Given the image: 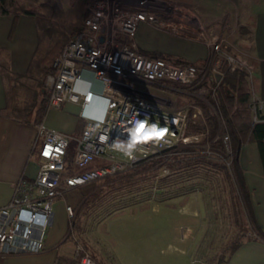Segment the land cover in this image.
<instances>
[{
  "label": "built area",
  "instance_id": "obj_1",
  "mask_svg": "<svg viewBox=\"0 0 264 264\" xmlns=\"http://www.w3.org/2000/svg\"><path fill=\"white\" fill-rule=\"evenodd\" d=\"M101 16L102 10H91L81 29L68 38L54 58V70L45 78L48 105L58 107L65 100L80 103L84 127L80 135L73 136L47 127L43 122L37 123L40 144L36 174L31 178L20 176L12 185L9 201L0 205V254L37 253L42 249L53 216V203L63 188L85 184L177 143L198 139L203 134L187 133L189 109L193 108L190 115L193 120L201 114L199 105L169 107L136 90L139 91V82L169 81L190 87L201 81L206 66L139 51L132 34L138 20L154 21L152 13L138 11L124 18L121 33L127 41H120L116 47L104 42L100 32ZM195 33L201 36L202 32L197 30ZM220 41L225 42V46L230 45L226 37ZM219 43H210L211 51L219 54L212 66L214 75L220 72L222 56L231 68L241 65L250 68L241 64L240 56H232L219 48ZM249 73L251 77L252 72ZM87 74L98 81V88H93L92 83L85 86L86 82H91ZM98 98L104 99L103 107L100 113H91L89 107ZM71 138L76 140V145L68 168L65 154ZM226 138L224 135L223 139ZM95 158L101 160L99 165L71 171ZM66 211L72 220L74 208L67 204ZM75 253L82 264H98L79 242Z\"/></svg>",
  "mask_w": 264,
  "mask_h": 264
},
{
  "label": "trees",
  "instance_id": "obj_2",
  "mask_svg": "<svg viewBox=\"0 0 264 264\" xmlns=\"http://www.w3.org/2000/svg\"><path fill=\"white\" fill-rule=\"evenodd\" d=\"M88 4L89 0H73L70 4H65L62 0H0V14L13 15L9 35L20 14L33 16L37 34L36 46L23 72L11 68L10 49L0 45V75L5 95V105L0 108V112L27 122H38L41 119L48 108L46 75L54 70L53 60L68 38L81 29L84 18L89 14ZM252 26L253 19L249 24H244L240 31L248 34ZM116 40L127 41L122 33L116 35ZM224 50L230 51L231 46L226 45ZM150 54L206 66V71L198 83L189 87L177 82L179 86L189 89H197L202 84L208 88L206 101L198 103L201 114L192 120L190 115L193 108L189 109L187 127V132L203 134L196 142L177 143L89 181L92 186L86 197L75 206L76 219L71 223V232L77 235L78 230L79 233L83 228L82 216L88 217L98 207L97 201L118 197L119 200L126 199L129 203L136 202L137 194L142 191H159L176 185L178 193H183L181 200L184 202L188 199L186 181L203 177L215 185V188L219 187L221 195L224 193L220 199L227 204V216L234 226L233 233L236 232L217 254L219 264L227 259L229 250L245 239L255 238L264 242V226L256 219L249 184L240 159L244 144L254 143L264 176V112L258 111L253 102V76L250 77L249 71L244 67L231 68L228 60L222 56L218 67L220 77L217 79L211 72L219 56L216 51L211 57L198 61L160 51ZM82 119L81 130L73 136L80 135L85 124V118ZM224 135H227L226 140L223 139ZM75 145L76 140L71 138L65 154L68 168ZM100 162L99 158H95L89 162L92 166L85 165L82 169L95 167ZM71 171L77 170L73 168ZM180 184H183L181 188ZM84 202L86 204L82 207ZM143 203H149V198H145ZM88 251L98 262L93 251ZM74 259L76 264H82L76 253Z\"/></svg>",
  "mask_w": 264,
  "mask_h": 264
},
{
  "label": "rangeland",
  "instance_id": "obj_3",
  "mask_svg": "<svg viewBox=\"0 0 264 264\" xmlns=\"http://www.w3.org/2000/svg\"><path fill=\"white\" fill-rule=\"evenodd\" d=\"M62 2L70 4L73 0H62ZM263 8L264 0H89L88 4L89 13L92 9L102 10L100 32L106 45L111 47L119 45L120 40H116V35L123 32L121 21L124 18L133 16L138 11L147 12L154 15V21L159 20L160 26L168 27L171 32L176 30L182 35L194 36L197 34L195 31H201V38L208 46L216 41L220 42L219 48L224 49L226 48L225 42L221 43L220 40L226 37L231 46V50L226 51L232 56L239 55L243 62L241 64L250 68L242 65L241 67L247 68L250 72H253L252 62L241 56L242 37L247 34L240 29L244 24L251 22L254 12ZM109 13L114 15L112 25L115 34L111 40H108L102 32L103 24ZM196 15L202 20V26H199L201 23ZM161 16L165 18L162 19ZM141 20H138L135 32L132 34L134 42ZM207 25L212 27L207 28ZM128 39L131 40L129 36ZM212 54L210 53V57ZM145 83L160 86L158 83L139 82L137 93L144 94L161 104L165 102L171 107L198 105L200 101H206L205 94L208 88L203 84L197 89L161 87L165 90L161 93L155 91L153 93L145 91L155 90L152 86L151 88L148 85L146 87ZM160 83L179 86L177 82L161 81ZM253 93L255 107L258 111L264 110V101L256 97L254 89ZM71 119L72 115L67 105L51 106L46 113L44 124L64 132V129L69 128L67 125ZM54 121L61 128L53 126ZM198 139L188 141L187 144L196 142ZM33 144L36 157L40 139L37 137ZM32 157L34 158V155ZM240 159L246 173H253L250 176L254 177L255 182V171L259 168L260 161L254 145L250 142L244 144ZM87 165L92 166L91 163ZM75 169L81 171L85 168L75 166ZM191 181L188 179L185 183L188 199L184 202L181 200L183 193H178L176 185L159 191L153 189L142 191L137 194L136 202L129 203L128 200H119L118 197L97 201L99 202L98 207L92 210L88 217L82 216L83 228L79 230V233L77 230V235L75 232L74 234L73 232L68 233L64 245L67 243L72 251L75 248V242L84 246L87 244L88 250L95 247L106 257L114 252L118 255L120 264H217V254L236 235V232L233 233L234 226L227 216V204L220 199L224 193L221 195L219 187L215 188V185L208 182L207 178L198 177ZM182 185L180 184L179 188ZM90 186L92 183L87 182L64 190L61 194L62 201L78 199L71 204V206L74 205V216L71 222L74 218L76 219V204L86 197ZM145 198H149V203H143ZM161 198L163 199L159 201L158 199ZM85 204L86 202L82 207ZM74 235L77 236V241L73 239ZM256 240L260 239L243 240L240 245L229 250L226 254L227 259L219 264H264V251L252 246ZM0 264L28 263H17L12 259L4 258Z\"/></svg>",
  "mask_w": 264,
  "mask_h": 264
},
{
  "label": "crops",
  "instance_id": "obj_4",
  "mask_svg": "<svg viewBox=\"0 0 264 264\" xmlns=\"http://www.w3.org/2000/svg\"><path fill=\"white\" fill-rule=\"evenodd\" d=\"M111 14L109 13L107 15L106 19L108 18L109 20L107 19L106 22L105 19L102 30L108 40H111L115 34L112 25L114 15ZM198 19L201 23L199 26H202V20H200L199 17ZM12 20L13 15L0 14V45L6 46L10 49L11 67L15 71L23 72L28 65L37 42L35 20L31 15L20 14L17 18L13 32L9 35L8 31ZM211 27L212 26L207 25V28ZM242 39L243 42L241 48L243 52H241V56L248 58L252 62V66H254L252 76L255 95L264 101V8L254 12L253 26L250 28L248 34L243 36ZM135 44L139 51L150 56V53L160 51L169 53L172 56L183 57L190 61H198L200 59L208 58L212 52L210 46L203 41L199 34L187 36L179 34L176 30H172L171 32L168 30V27L163 28L160 26L159 20L154 22L141 20L137 27ZM87 77L91 82H86L85 86L88 84L91 85L92 83L93 88H98V81L92 77L91 74H87ZM145 84L146 87L148 85L149 88H151V86L155 88V90H145L153 93L154 91L156 93H161V91L165 90L161 87L183 89L175 84L166 85L158 83L160 86ZM103 104L104 99L98 98L89 107V110L91 112H100ZM163 104L168 106L165 102ZM4 105V86L0 75V108L4 107ZM66 105L72 115V119L67 125L69 128L64 129V132L74 135L81 130L83 125V116L81 117L80 115L82 105L78 102L65 100L59 107ZM49 107L51 106L48 105V108L38 122L18 120L0 112V205L9 201L12 194V185L20 176L31 178L36 174L39 157L38 155L35 157V146L33 142L37 139V123H44ZM260 111L264 112V110ZM54 122L53 126L61 128L56 121ZM62 124H64V122H62ZM250 144L254 145V149H256L254 143ZM32 155H34V158ZM244 173L247 183L249 184L250 198L256 219L264 226V176L260 162L259 168L255 171V176L257 177H255V182L253 181L254 177L250 176L253 173H246L245 168ZM72 188L73 187L63 188L62 193L64 190ZM61 194L57 196L53 203V209L55 210H53V216L47 227L42 249L37 253L24 251L11 254H0V261L4 258H9L17 263L21 262L28 264H76L74 259L75 248L70 251L68 248L69 245L67 243L64 245V242L67 240L66 237L68 233L71 232L72 223L71 218L66 211V205H71L78 199H65L62 201ZM72 207L74 208V205ZM73 239H75V236H73ZM86 246L88 247L87 244ZM252 246L264 251L263 241L256 240ZM90 250L93 251V255L98 260L99 264H120L118 255H115L114 252L106 257L95 247H91ZM259 258L260 256L258 259Z\"/></svg>",
  "mask_w": 264,
  "mask_h": 264
},
{
  "label": "water",
  "instance_id": "obj_5",
  "mask_svg": "<svg viewBox=\"0 0 264 264\" xmlns=\"http://www.w3.org/2000/svg\"><path fill=\"white\" fill-rule=\"evenodd\" d=\"M101 39H103V38H101ZM216 78L218 79L219 77H220V73L218 72V73H216Z\"/></svg>",
  "mask_w": 264,
  "mask_h": 264
},
{
  "label": "bare ground",
  "instance_id": "obj_6",
  "mask_svg": "<svg viewBox=\"0 0 264 264\" xmlns=\"http://www.w3.org/2000/svg\"><path fill=\"white\" fill-rule=\"evenodd\" d=\"M91 100H93V99H91Z\"/></svg>",
  "mask_w": 264,
  "mask_h": 264
}]
</instances>
